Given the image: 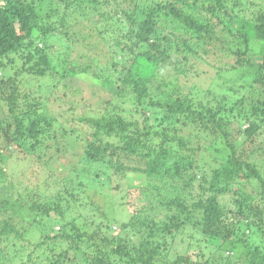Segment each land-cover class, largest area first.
<instances>
[{
    "label": "trees",
    "instance_id": "trees-1",
    "mask_svg": "<svg viewBox=\"0 0 264 264\" xmlns=\"http://www.w3.org/2000/svg\"><path fill=\"white\" fill-rule=\"evenodd\" d=\"M125 1L104 11L100 0H48L42 11L36 0H0V70L21 51L47 62L54 45L76 51L82 43L87 51L80 52L93 64L70 63L61 76L70 75L69 86L78 75L100 80L117 101L90 113L71 100V118L82 124L71 129L78 134L73 146L83 140L81 167L72 168L64 183H53L54 195L35 192L29 199L4 186L0 264H264V3L249 18L255 1ZM88 14L97 15L91 29ZM124 30L130 35L121 36ZM102 41L108 49L97 51ZM253 54L262 61H252ZM199 60L215 71L214 87L201 85V76L190 79L189 66ZM246 75L252 79L243 80ZM16 100L9 95L18 136L0 140V186L8 180L5 148L15 143L26 159L55 120L41 116L39 106L26 109ZM153 118L161 122L155 125ZM1 123L0 139L11 131ZM85 127L90 134L82 137ZM241 132L250 152L239 146ZM16 137L36 142L26 150ZM122 180L126 191L113 184ZM112 186L125 191L126 204L132 188L147 203L120 220L119 214L110 216L89 191L102 199ZM84 197L99 220H91V231L78 224L82 211L76 207L88 204ZM36 227L43 232L38 241L29 237ZM211 240L218 257L206 259L201 250L195 255Z\"/></svg>",
    "mask_w": 264,
    "mask_h": 264
},
{
    "label": "rangeland",
    "instance_id": "rangeland-1",
    "mask_svg": "<svg viewBox=\"0 0 264 264\" xmlns=\"http://www.w3.org/2000/svg\"><path fill=\"white\" fill-rule=\"evenodd\" d=\"M252 1L257 3H252L253 9L250 8L249 10L248 8L246 14L249 18H252L251 15H257V13L261 11L264 3V0H248L247 2ZM47 2L48 0H36L37 7L42 11L48 9ZM116 2H120L121 6L127 5L125 0H109V3L105 0H100V4L97 5L101 10L110 11L111 8H115ZM92 11L94 10L89 11V13H93ZM88 15L87 18L93 19H91L92 21L87 20L85 25L87 28L91 29V27H94L93 20L96 21L95 18L97 15H93L92 17L90 14ZM123 20L126 24V20ZM58 25L60 26L59 23ZM120 34L121 36L126 37L130 35V31L124 30L120 32ZM56 35L59 40L66 41L65 36H62L59 33H56ZM78 44L75 49L76 51H67L66 48L54 45L51 49H49V53H47L48 51L46 52L47 62L44 61L43 55L42 57L34 56V54L29 55L28 51H21L20 53L9 55L8 58L4 60L5 66L0 70V121H2L1 126L5 128V131L7 124L9 123L11 131L6 133L4 135L5 137L0 140L10 142L14 139L11 135L15 134V136H18V133L16 132V122L12 116L8 114V97L12 93L16 95V101H19L20 107L26 106V109L33 110L39 106V113L41 116L45 117V119L50 116H54L55 120H53L54 124L49 134L44 139L42 136L39 139L42 143L37 147V151L30 149L32 146L31 144L36 142V140H33L32 137L15 138L24 142V149L31 150V153L27 155L26 159L25 154L18 149L15 143L11 145L10 149L5 148L4 153L9 156L8 162L5 164V171L7 172L8 180L4 181V184L0 186V196L4 192L5 185H11L18 191L17 194L23 193L28 196L29 199L34 196L35 192L46 193L47 197L54 195L56 189L53 187V183H58L59 181L64 183L66 177L74 175L72 168H76L77 165L81 167V162L79 161L83 153V140H77L78 144L73 146V140L75 139L74 136L78 134L73 133L71 129L72 127L77 126L81 128L82 124L78 119L74 120L71 118L72 113L70 109H68L69 106L72 105L71 100L75 98V105L78 111H81L82 107L89 109L90 113L101 111L107 106V101L109 99H111L115 104L117 103L116 99L113 98L112 88L109 90L104 89L101 81L94 80L91 76L78 75L75 78V84L72 83L70 86L66 84L70 81V75L62 77L61 74L64 72L63 68H68V64L75 63L78 65L83 64L85 66L93 64L92 61L82 54L83 52H80L81 50L87 51V47L83 48L82 43ZM90 49L92 52L93 48ZM107 49L108 44L104 41L96 47L97 51H106ZM66 54H68V56ZM251 59L255 62H261L262 55L253 54L251 55ZM104 60L105 58L102 59V62ZM102 62L100 61L98 65L101 66ZM195 64V67L193 66L191 68L189 66L190 79L194 80L197 79L196 76H201L203 78L200 80L201 85H212L214 87L216 82L212 81V79L214 78L215 74L213 72L215 71H211V68L207 65L206 61L199 60ZM173 67L175 68V66ZM251 79V75H246L243 78V80L247 81H250ZM234 85H237V82ZM253 89V87H249L245 91V96H247L246 99L250 100L251 96L254 95L252 91ZM110 108L112 109V106ZM164 117L165 115L163 114L161 118ZM160 122L161 119H152V123H155V125H158ZM232 128H235L234 131L239 129L237 127V123H233ZM82 131V137L90 134V130H88L87 127L83 128ZM62 132L65 133L64 136L62 135ZM55 134H57V136H55ZM259 137L262 138L264 135ZM42 140H44V143ZM247 141V135L241 132L238 139V142H241L239 146L244 147L247 152H250L251 150L248 148L249 146L247 145ZM205 145L208 146L207 144ZM0 167H2V165H0ZM136 180L138 181L139 179ZM113 184L114 186L120 185L123 190L129 186L126 180H122L120 183L114 181ZM114 186H112L113 193L111 195L107 193V195L102 199L98 198L92 191H89L90 195L93 196L92 198L95 199L96 202H100L103 207H108L110 216H118L119 214V219L122 216H125L127 212H132L135 207H140L147 203L148 198H143V196L138 195V188H132L128 189V191L131 190L129 194L130 199L126 204V201L123 199L125 194L124 192L126 190L122 192V189ZM113 195L114 197H112ZM82 201L88 202V204H84L80 208L73 205V207L82 211L80 214L82 217H79L80 220L78 219V224L80 226L87 225L91 231V226H89L92 223L91 220H95L96 222H99V220L95 215L88 212L91 208V206H89V204H91V199H86L84 197ZM123 207L125 210H122ZM39 229V227H36L35 230L30 231L29 237L31 240L38 241L37 239H40L43 232L40 234ZM49 229L52 230V227ZM53 229L59 231V224H56ZM52 234H54L53 231ZM228 245L229 244L224 247L227 249ZM204 246L205 245L197 247V249H195V255L200 252V250L205 253L206 259L213 260L215 257L220 255V253H216V248L218 246L216 241H208L209 247ZM39 253H41V250ZM227 255L232 256L231 254ZM24 258L26 259V254ZM194 258L197 259V256Z\"/></svg>",
    "mask_w": 264,
    "mask_h": 264
}]
</instances>
